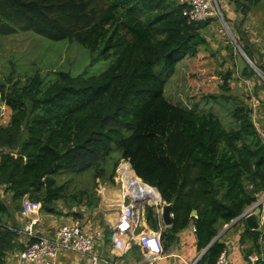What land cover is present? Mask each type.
Instances as JSON below:
<instances>
[{
    "label": "trees",
    "instance_id": "1",
    "mask_svg": "<svg viewBox=\"0 0 264 264\" xmlns=\"http://www.w3.org/2000/svg\"><path fill=\"white\" fill-rule=\"evenodd\" d=\"M232 1L242 21L262 0ZM185 9L178 0H0V37L34 32L110 58L94 75L58 71L54 79L35 73L25 82L14 75L0 81V113L1 105L10 111L0 125V186L13 200L27 196L46 213H56L58 201L91 207L96 194L69 191L70 181L59 184L57 176L91 172L94 180L112 181L120 161H129L137 183L156 187L167 202L175 199L170 226L153 208L145 211L164 246L194 223L200 249L256 202L264 192V143L253 106L244 101L250 93L230 94L226 75L218 98L230 106L227 123L164 95L178 60L197 54L207 43L203 30L215 20L189 21ZM6 212L0 198V214ZM15 234L0 216V261ZM224 248L216 239L198 264H215Z\"/></svg>",
    "mask_w": 264,
    "mask_h": 264
},
{
    "label": "rangeland",
    "instance_id": "2",
    "mask_svg": "<svg viewBox=\"0 0 264 264\" xmlns=\"http://www.w3.org/2000/svg\"><path fill=\"white\" fill-rule=\"evenodd\" d=\"M228 1L233 6L232 0H218L223 15L216 16L214 22L217 23L209 28L208 32H204L203 36L208 38L207 43L199 45L195 56H186L178 60L174 74L164 87V95L171 103L185 108L213 111L226 123L231 120L226 111L230 106L218 98L219 95H223L222 85L226 75L230 76V94L240 97L245 94V90L249 91L245 87L246 81L256 82V91L259 87L264 89V79L259 74L264 71L260 69V72L257 71L250 63L249 56L252 59L257 56L254 47L248 42L243 47L239 43L238 38L241 37V33L237 31L239 18L231 20L230 23L225 19L227 14L224 13V7ZM109 60L110 58L99 55L97 51H90L78 42L66 40L55 42L34 32L20 31L0 37V81L14 75L15 80L25 82L35 73L42 74L47 80L54 79L58 71H68L73 76L94 75L105 70ZM256 61L259 62L257 58ZM249 67L255 74L248 76ZM242 76L247 79L242 80ZM249 93L252 97L244 99L245 103L260 105L264 112V103L255 100L253 91ZM7 116L10 117V111H7ZM8 121L5 118V123ZM257 123L264 124V116L261 119L259 117ZM123 165L132 168L129 161L121 160L112 181H104L101 178L94 180L91 172H64L57 176L59 184L70 181L69 191L87 188L89 195L96 194L99 197V200L92 204V208L87 204L76 207L84 214L83 225H88L93 231H99L95 228H100L106 233L107 221H111L121 207L124 191L121 172ZM155 189L158 191L156 187ZM157 195L159 198L158 193ZM152 200L154 201V199L150 201ZM57 203L61 212H71L64 201ZM36 230L39 232L37 228Z\"/></svg>",
    "mask_w": 264,
    "mask_h": 264
},
{
    "label": "crops",
    "instance_id": "3",
    "mask_svg": "<svg viewBox=\"0 0 264 264\" xmlns=\"http://www.w3.org/2000/svg\"><path fill=\"white\" fill-rule=\"evenodd\" d=\"M224 9L223 11L227 14L226 17L229 18L230 22L231 20L233 21L239 18L240 21L237 31H241V36L246 39V42L254 47L255 53L257 54L256 58L264 66V0L253 6L242 21V14L236 9L234 4L232 6V3L230 4L228 1ZM216 23L217 21H213L211 24H209L203 30V35L204 32H208L209 28H211ZM256 58L253 59L254 63L257 62ZM241 79L245 80L247 78H243L242 76ZM256 84L257 83L254 81H251V83L246 81L245 87L250 92L253 91L254 96L256 97L255 100L262 101L264 103V89L259 87L256 91ZM250 95L252 97L251 93ZM251 105L258 110V116L261 119L262 116H264L261 106H256L252 103ZM262 126V130L264 131V124H262ZM258 197L256 201H258L262 207V213L259 216L260 226L262 227L261 231L248 229L243 219H234L229 224H226L224 227H222L218 232V237L216 236V239L225 245V249L231 264H250V260L248 259L250 255H253L256 259H259L255 264H264V260H262V258H264V192L258 195ZM0 198L6 200L7 212L1 213L0 216L5 221V223H7V225L23 227L30 220L29 216L23 214L24 198L16 202L13 200L12 193L6 191L5 186H0ZM56 207V213H46L41 209L40 214L38 215V223L35 226V228L39 230V232L37 231L39 234L54 235L58 228L64 224H71L75 219H81L83 221L82 216H84V214L76 208L77 206L68 208L69 212L71 210L70 213L61 212L59 209V203H57ZM74 213L79 214V216H75L76 214ZM117 217L118 213L111 221H107L108 223L106 224L108 225V228L106 229V233L103 229L95 228L102 233L101 239L96 241V250L102 257L108 260L114 258L112 252L111 233L112 226L116 223ZM144 221L147 229L153 230L148 224L145 215ZM163 226L165 225L163 224ZM194 227V223H191L185 229L178 232L172 245L169 247L164 246L168 257L159 260L157 264H171L174 259L171 255H180L182 258H186L188 260H194L197 256H199L205 248L200 249L198 247L196 231L194 230ZM85 229L88 232H93V230L90 229L88 225L85 226ZM15 235V238L11 240V243L14 244V247L6 252L5 256L0 261V264H41L23 262L20 260V253L26 248L30 241L25 236H20L17 233ZM118 260L120 264H146L144 250L137 244H134L130 251L120 256ZM56 262L57 264H86L87 260L85 257L73 251H61L56 259Z\"/></svg>",
    "mask_w": 264,
    "mask_h": 264
},
{
    "label": "built area",
    "instance_id": "4",
    "mask_svg": "<svg viewBox=\"0 0 264 264\" xmlns=\"http://www.w3.org/2000/svg\"><path fill=\"white\" fill-rule=\"evenodd\" d=\"M185 5V14L189 21H206L216 16H222L218 0H178ZM251 66L260 72L251 60ZM260 69V70H259ZM263 71V70H262ZM264 79V73L260 72ZM6 106L1 105L0 125L5 123ZM253 123L264 143V131L261 123H257L259 116L255 107L252 114ZM151 187V186H150ZM121 207L118 212L116 223L112 226V259L102 257L96 250V241L101 239L100 231L88 232L81 219H75L71 224L62 225L54 235L39 234L35 228L38 223V215L42 209V203L24 197L23 214L30 217V220L23 226L10 225L20 236L29 239L26 248L20 253V260L23 262L57 264L56 259L61 251H73L86 258V264H120L119 257L130 251L134 244L139 245L144 250L146 264H157L159 260L168 257L161 238V230L155 231L147 229L144 215L147 206L153 207L155 213L161 218L159 200L152 203L148 199H136L128 194H123ZM255 203L247 208L237 220H242L246 215L255 209ZM194 230L196 228L194 227ZM204 251L194 260L182 258L180 255H171L174 259L171 264H198ZM250 264H255L259 259L253 255L248 257ZM264 260V258H262ZM215 264H231L227 251L224 248L216 260Z\"/></svg>",
    "mask_w": 264,
    "mask_h": 264
},
{
    "label": "water",
    "instance_id": "5",
    "mask_svg": "<svg viewBox=\"0 0 264 264\" xmlns=\"http://www.w3.org/2000/svg\"><path fill=\"white\" fill-rule=\"evenodd\" d=\"M152 188H155V187H152ZM157 192L160 195V192L159 191H157ZM174 203H175V199H173V201H171V202H167L166 200L162 199V197L160 195L159 205H160L161 220L165 226L172 225L173 216H174L172 211L174 208ZM254 206H255V209L251 213L246 215L243 220L246 223L248 229L261 231L262 227L260 226L259 216L262 213V207L260 206L258 201L255 202ZM193 214L196 215L197 211L194 210ZM217 237H215V239L212 241V243L216 240ZM211 244L205 248V251H207L209 249Z\"/></svg>",
    "mask_w": 264,
    "mask_h": 264
},
{
    "label": "bare ground",
    "instance_id": "6",
    "mask_svg": "<svg viewBox=\"0 0 264 264\" xmlns=\"http://www.w3.org/2000/svg\"><path fill=\"white\" fill-rule=\"evenodd\" d=\"M121 172L123 174V182H124V191L123 194H128L131 197H134L138 200L140 199H154V201H158L160 199V195L158 198L157 191L155 188H152L150 186L145 185L143 182L142 183H137V180H134L133 177L131 176V173L129 171L128 166L125 167L123 165ZM140 181V180H139ZM144 184V185H143ZM148 188H146V187Z\"/></svg>",
    "mask_w": 264,
    "mask_h": 264
}]
</instances>
